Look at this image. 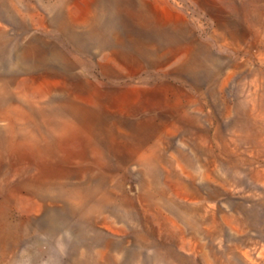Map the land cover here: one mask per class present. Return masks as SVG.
<instances>
[{
	"label": "rangeland",
	"instance_id": "1",
	"mask_svg": "<svg viewBox=\"0 0 264 264\" xmlns=\"http://www.w3.org/2000/svg\"><path fill=\"white\" fill-rule=\"evenodd\" d=\"M0 264H264V0H0Z\"/></svg>",
	"mask_w": 264,
	"mask_h": 264
},
{
	"label": "crops",
	"instance_id": "2",
	"mask_svg": "<svg viewBox=\"0 0 264 264\" xmlns=\"http://www.w3.org/2000/svg\"><path fill=\"white\" fill-rule=\"evenodd\" d=\"M120 112V111H119ZM128 114V113H127Z\"/></svg>",
	"mask_w": 264,
	"mask_h": 264
}]
</instances>
